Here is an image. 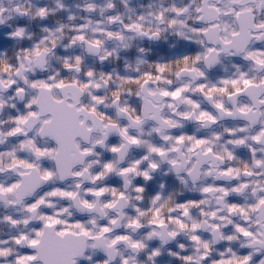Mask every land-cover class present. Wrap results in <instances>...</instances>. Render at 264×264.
I'll return each instance as SVG.
<instances>
[{"label":"snow or ice","instance_id":"snow-or-ice-1","mask_svg":"<svg viewBox=\"0 0 264 264\" xmlns=\"http://www.w3.org/2000/svg\"><path fill=\"white\" fill-rule=\"evenodd\" d=\"M133 4L0 0V264H264V0Z\"/></svg>","mask_w":264,"mask_h":264},{"label":"flooded vegetation","instance_id":"flooded-vegetation-1","mask_svg":"<svg viewBox=\"0 0 264 264\" xmlns=\"http://www.w3.org/2000/svg\"><path fill=\"white\" fill-rule=\"evenodd\" d=\"M66 2L69 5L73 6V8H74V5L76 3H79L80 0H66ZM140 2H141V0H134L133 6H136V4H138ZM49 23H50V21H49ZM6 41H7L6 35H4L3 30H0V42H6ZM4 47H8V46L5 45ZM153 47H154V49H158V50L163 51V52L168 51V45H167V43H165L163 45H153ZM0 50H2V49H0ZM134 54H135L134 52L130 53V55H134ZM221 71H222V69H221ZM157 179L161 183H164V182H167L169 184L175 183V180L171 176H161V177H158ZM169 247H175V245L174 244H171V245H169ZM170 260H171V264H177V262L175 260H173L172 258L167 257V256H164L162 258V264H168V261H170ZM82 264H87V262H82Z\"/></svg>","mask_w":264,"mask_h":264}]
</instances>
